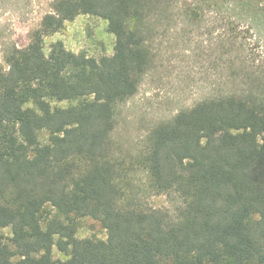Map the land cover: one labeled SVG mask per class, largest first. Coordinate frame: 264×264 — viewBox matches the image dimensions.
Here are the masks:
<instances>
[{"label": "trees", "instance_id": "obj_1", "mask_svg": "<svg viewBox=\"0 0 264 264\" xmlns=\"http://www.w3.org/2000/svg\"><path fill=\"white\" fill-rule=\"evenodd\" d=\"M172 1L53 0L29 44L4 55L0 231L11 237L0 234V264H264V76L240 48L221 44L231 92L160 122L134 154L112 139ZM79 15L106 21L111 56L60 41L44 53V37ZM159 195L172 208L147 204ZM86 218L105 240L76 237Z\"/></svg>", "mask_w": 264, "mask_h": 264}, {"label": "rangeland", "instance_id": "obj_2", "mask_svg": "<svg viewBox=\"0 0 264 264\" xmlns=\"http://www.w3.org/2000/svg\"><path fill=\"white\" fill-rule=\"evenodd\" d=\"M214 0H212L213 2ZM53 0H0V69H6L4 55L26 47L42 18L52 13ZM203 0H174L163 17L153 20L156 57L138 92L117 108L112 139L125 152L135 153L148 133L160 122L198 102L235 89L226 81L227 70L219 63L221 44L242 50L257 72L264 76V0H234L206 7ZM106 21L79 15L62 30L43 39V51L62 42L66 50L98 59L111 56L115 38L106 30ZM235 41H222L226 39ZM236 55V52L231 53ZM65 106L66 104H57ZM45 140L46 135H42ZM154 208H172L163 196H150ZM0 234L11 237L8 228ZM78 239L105 240L106 232L90 218L79 221ZM53 257H66L53 248Z\"/></svg>", "mask_w": 264, "mask_h": 264}]
</instances>
